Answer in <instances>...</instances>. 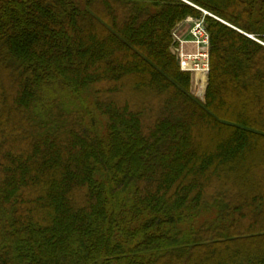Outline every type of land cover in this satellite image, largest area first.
<instances>
[{"label": "trees", "instance_id": "1", "mask_svg": "<svg viewBox=\"0 0 264 264\" xmlns=\"http://www.w3.org/2000/svg\"><path fill=\"white\" fill-rule=\"evenodd\" d=\"M0 80V264H264V0H0Z\"/></svg>", "mask_w": 264, "mask_h": 264}, {"label": "built area", "instance_id": "2", "mask_svg": "<svg viewBox=\"0 0 264 264\" xmlns=\"http://www.w3.org/2000/svg\"><path fill=\"white\" fill-rule=\"evenodd\" d=\"M193 41L192 44L195 47L193 53L184 54L178 52L177 58L179 61V67L182 71L192 72L195 74L197 71L203 72L204 75L198 77L197 81L199 82L198 86L202 87V77H205L209 70V35L205 29L202 19L194 20L192 27ZM174 42L176 41V34L173 32ZM178 46V45H177ZM205 48V49H202ZM179 51V49H177ZM205 83V82H204Z\"/></svg>", "mask_w": 264, "mask_h": 264}, {"label": "rangeland", "instance_id": "3", "mask_svg": "<svg viewBox=\"0 0 264 264\" xmlns=\"http://www.w3.org/2000/svg\"><path fill=\"white\" fill-rule=\"evenodd\" d=\"M205 15L211 16L207 11H203L202 18ZM194 20L196 19L192 17H187L181 22H179L173 29V31L176 34L177 43L172 46V53H175L176 57H177L178 52L181 53V51H183L184 54L193 53L195 51V47L192 44V41H193L192 27L194 24ZM250 37L253 38V35H250ZM177 49H179V51H177ZM202 49H205V48H202ZM208 61H209V58H208ZM208 73H209V70L206 75L205 83L202 85V87L198 86L199 84V82L197 81L198 77L196 76L195 72L192 71L189 73L190 74V85H189L188 93L193 98L194 97L197 98L198 101L200 102H204V99H205V92H206V88L208 84ZM1 82L4 83V81H1ZM132 98H137V97L135 95H132ZM235 98H238V97H235Z\"/></svg>", "mask_w": 264, "mask_h": 264}, {"label": "bare ground", "instance_id": "4", "mask_svg": "<svg viewBox=\"0 0 264 264\" xmlns=\"http://www.w3.org/2000/svg\"><path fill=\"white\" fill-rule=\"evenodd\" d=\"M204 75V73L203 72H200V71H197L196 72V76L197 77H200V76H203ZM203 78V80H202V84H204V82H205V77H202Z\"/></svg>", "mask_w": 264, "mask_h": 264}, {"label": "crops", "instance_id": "5", "mask_svg": "<svg viewBox=\"0 0 264 264\" xmlns=\"http://www.w3.org/2000/svg\"><path fill=\"white\" fill-rule=\"evenodd\" d=\"M250 36V35H249Z\"/></svg>", "mask_w": 264, "mask_h": 264}]
</instances>
